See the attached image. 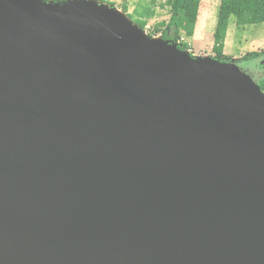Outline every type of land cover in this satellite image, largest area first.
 <instances>
[{
	"label": "water",
	"instance_id": "obj_1",
	"mask_svg": "<svg viewBox=\"0 0 264 264\" xmlns=\"http://www.w3.org/2000/svg\"><path fill=\"white\" fill-rule=\"evenodd\" d=\"M144 33L0 0V264H264V92Z\"/></svg>",
	"mask_w": 264,
	"mask_h": 264
},
{
	"label": "rangeland",
	"instance_id": "obj_2",
	"mask_svg": "<svg viewBox=\"0 0 264 264\" xmlns=\"http://www.w3.org/2000/svg\"><path fill=\"white\" fill-rule=\"evenodd\" d=\"M66 1L68 0H65V2ZM106 1L108 3H113L115 8L120 11H122L124 5H128V13L125 15H133L134 17L136 8L140 4L145 6L149 2V0ZM165 2L166 0H158L159 5L156 9V16L147 21V27L145 30L146 35L150 38H162V33L167 31L169 36L179 40V43L177 42L178 45L180 43L187 44L189 46L188 52L193 57L200 56L203 58L210 57L215 59L216 54L213 51L214 33L221 0H202L199 19L196 26L197 31H195L193 38H187L184 34L178 37L175 35L174 29L169 26L171 19L170 9L168 7L162 8L160 6L164 5ZM249 53H258L261 54V56L253 63H246L243 59ZM224 54L240 67L253 70L255 64V71H250V74L248 75H251V78L253 76L254 79H252L259 86V82H262L264 78V24L260 26L238 27L236 25V18L232 17L225 43Z\"/></svg>",
	"mask_w": 264,
	"mask_h": 264
},
{
	"label": "trees",
	"instance_id": "obj_3",
	"mask_svg": "<svg viewBox=\"0 0 264 264\" xmlns=\"http://www.w3.org/2000/svg\"><path fill=\"white\" fill-rule=\"evenodd\" d=\"M44 1L64 2L65 0ZM97 1L109 4L115 8L113 3H108L106 0ZM201 3L202 0H166L164 5H160L162 8L168 7L170 9L171 19L169 26L174 29L177 37L184 34L187 38H193L199 19ZM158 5V0H149L145 6L140 4L136 8V18L133 15L128 16L136 25L145 31L147 21L156 16ZM128 9V5H124L122 11L127 14ZM232 17L236 18V25L238 27L260 26L264 24V0H221L217 13L213 51L216 54V60L226 63L232 62V59L224 54L225 43ZM162 38L165 41L179 43V40L169 36L167 31L162 33ZM179 49L181 51H188L189 46L185 43H180ZM260 56L261 54L258 53H249L243 60L246 63H253L259 59ZM263 85L264 84L261 86L264 88Z\"/></svg>",
	"mask_w": 264,
	"mask_h": 264
},
{
	"label": "flooded vegetation",
	"instance_id": "obj_4",
	"mask_svg": "<svg viewBox=\"0 0 264 264\" xmlns=\"http://www.w3.org/2000/svg\"><path fill=\"white\" fill-rule=\"evenodd\" d=\"M242 68L244 69L245 67H242ZM255 68H256V65L254 64V69H253V70H250V69H248V68H245L244 71H245L247 74H250V71H251V72L255 71ZM250 76H251V75H250ZM252 78L254 79L253 76H252ZM262 84H264V78H263L262 82H259V86H260L262 92H264V88L261 86ZM263 86H264V85H263Z\"/></svg>",
	"mask_w": 264,
	"mask_h": 264
},
{
	"label": "bare ground",
	"instance_id": "obj_5",
	"mask_svg": "<svg viewBox=\"0 0 264 264\" xmlns=\"http://www.w3.org/2000/svg\"><path fill=\"white\" fill-rule=\"evenodd\" d=\"M76 2H80V1H76ZM119 13H120V12H119ZM119 13H118V14H119ZM120 14H121V13H120ZM120 14H119V15H120ZM144 34H145V33H144ZM155 41L158 42V43H161V42L163 43V41H160L158 38H155Z\"/></svg>",
	"mask_w": 264,
	"mask_h": 264
},
{
	"label": "crops",
	"instance_id": "obj_6",
	"mask_svg": "<svg viewBox=\"0 0 264 264\" xmlns=\"http://www.w3.org/2000/svg\"><path fill=\"white\" fill-rule=\"evenodd\" d=\"M196 31H197V28H196Z\"/></svg>",
	"mask_w": 264,
	"mask_h": 264
}]
</instances>
